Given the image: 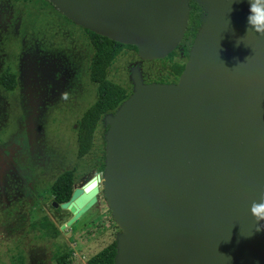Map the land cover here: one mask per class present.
Masks as SVG:
<instances>
[{"label": "water", "instance_id": "95a60500", "mask_svg": "<svg viewBox=\"0 0 264 264\" xmlns=\"http://www.w3.org/2000/svg\"><path fill=\"white\" fill-rule=\"evenodd\" d=\"M45 1L143 61L173 53L190 16V0ZM194 1L202 24L179 81L135 73L134 92L106 117L103 179L55 204L71 226L102 184L123 232L117 264H264V34L248 25L249 0Z\"/></svg>", "mask_w": 264, "mask_h": 264}, {"label": "rangeland", "instance_id": "374dc122", "mask_svg": "<svg viewBox=\"0 0 264 264\" xmlns=\"http://www.w3.org/2000/svg\"><path fill=\"white\" fill-rule=\"evenodd\" d=\"M84 34L43 0H0V74L16 76L13 90L0 84V264H58L65 256L88 264L123 235L102 184L97 204L71 226L72 214L51 195L68 170L76 172L73 188L104 177L107 118L91 152L77 157L76 126L96 100ZM155 61L127 51L109 78L134 92L135 73L145 84L163 75Z\"/></svg>", "mask_w": 264, "mask_h": 264}, {"label": "trees", "instance_id": "16d2710c", "mask_svg": "<svg viewBox=\"0 0 264 264\" xmlns=\"http://www.w3.org/2000/svg\"><path fill=\"white\" fill-rule=\"evenodd\" d=\"M25 1L27 2V0ZM43 2L49 3L45 0ZM49 4L52 6L51 3ZM60 15L62 14L60 13ZM202 15V8L196 2H193V6L190 5L188 27L182 42L168 57L155 61L157 64L162 65L163 75H156V77L149 79L150 83L172 84L179 81L188 61L195 37L201 27ZM66 20L73 23L67 18ZM79 28L84 31V35L87 37L92 50L88 75L96 88V100L78 121L76 128L77 157L83 159L94 147L96 132L101 122L107 116L114 115L133 93L131 88L110 79V70L127 51H132L138 55V50L135 46L124 45L97 35L82 27ZM1 82L5 88L11 90L15 88L16 76L14 74H6L1 78ZM108 129L109 125H106V132ZM75 173L73 170H68L61 174L52 184L51 195L57 204L65 203L71 198L74 190ZM66 258L68 256L57 257V263L70 264L69 261H66ZM88 264H117V242L114 241L105 249L91 257Z\"/></svg>", "mask_w": 264, "mask_h": 264}, {"label": "clouds", "instance_id": "9594fccd", "mask_svg": "<svg viewBox=\"0 0 264 264\" xmlns=\"http://www.w3.org/2000/svg\"><path fill=\"white\" fill-rule=\"evenodd\" d=\"M249 16L247 17L248 25L257 33L264 34V13L261 12L258 3L249 0ZM240 40H237V46Z\"/></svg>", "mask_w": 264, "mask_h": 264}, {"label": "flooded vegetation", "instance_id": "af4514ba", "mask_svg": "<svg viewBox=\"0 0 264 264\" xmlns=\"http://www.w3.org/2000/svg\"><path fill=\"white\" fill-rule=\"evenodd\" d=\"M193 2H195L194 0H190V5L193 6ZM13 75L14 73H12L9 69H6L5 71H3L1 74H0V84L2 85V82H1V78L4 76V75ZM3 86V85H2ZM4 87V86H3ZM14 89V88H13ZM11 89V90H13ZM77 128V126H76ZM74 186V185H73ZM78 188V187H77ZM75 189V188H74ZM74 191V190H73Z\"/></svg>", "mask_w": 264, "mask_h": 264}]
</instances>
